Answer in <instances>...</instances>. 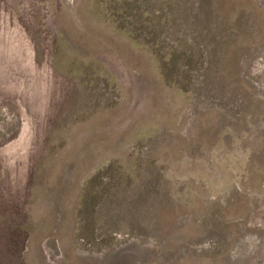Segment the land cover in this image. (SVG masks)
I'll list each match as a JSON object with an SVG mask.
<instances>
[{
	"label": "rangeland",
	"instance_id": "374dc122",
	"mask_svg": "<svg viewBox=\"0 0 264 264\" xmlns=\"http://www.w3.org/2000/svg\"><path fill=\"white\" fill-rule=\"evenodd\" d=\"M0 264H264V0H0Z\"/></svg>",
	"mask_w": 264,
	"mask_h": 264
}]
</instances>
